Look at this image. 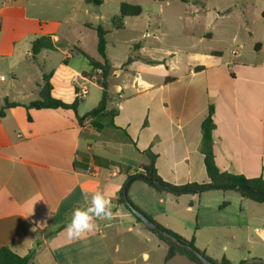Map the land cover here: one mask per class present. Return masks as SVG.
Wrapping results in <instances>:
<instances>
[{"label":"crops","instance_id":"0c3cea01","mask_svg":"<svg viewBox=\"0 0 264 264\" xmlns=\"http://www.w3.org/2000/svg\"><path fill=\"white\" fill-rule=\"evenodd\" d=\"M36 1L0 0V110L5 102L19 104L0 116V248L19 256L34 250L29 264H123L115 239L123 224L135 234L138 227L116 203L121 188L148 164L146 152L155 155L163 181L208 185L199 147L209 106L217 168L264 181V0H158L151 15L141 7L122 29L106 28L113 127L106 119L97 127L90 119L79 124L70 111L25 107L39 99L44 75L53 98L78 100V116L101 98L98 75L89 74L83 55L100 60L96 33L86 27L98 24L91 4L65 0L70 11L62 16ZM127 25L122 40L112 37ZM42 36L55 49L33 57L31 44ZM118 44L132 50L116 54ZM83 87L87 93L77 99ZM96 191L112 200L113 219L69 240L73 210ZM127 197L217 263L264 260V203L236 190L174 196L135 180Z\"/></svg>","mask_w":264,"mask_h":264},{"label":"trees","instance_id":"16d2710c","mask_svg":"<svg viewBox=\"0 0 264 264\" xmlns=\"http://www.w3.org/2000/svg\"><path fill=\"white\" fill-rule=\"evenodd\" d=\"M101 2H102L101 0H85V3L93 4L96 6L100 5ZM141 12H142L141 6L121 2L119 4V15L111 19V30L122 29L125 18L139 16ZM86 27L93 29L96 33V38H97L96 51L100 57V60L97 61L83 54L87 58L89 65L91 67V71L89 73L90 75L95 74L96 70H100V74L96 78V83L101 88V98L97 106L91 109L90 111H88L87 113L83 114L82 116H78L77 114L78 100H75L71 104H67V103H64L60 100L53 98L51 96V84L49 82V76L44 75L43 76L44 82L39 92V99L31 102L25 107L34 108V109H58V110H63V111H70L73 114V117L75 118V120H77L79 124H82V122L85 119H90L91 124L97 125V127L106 126V125H103L97 122L102 119H106L109 122L107 124V127L108 126L113 127L111 119L115 116L116 112L114 110H107V104L110 101V97L108 94L107 80L110 77L111 71H112L111 64L107 60L106 53H105L106 44H107L106 34L108 33V31L104 29L100 24H97L95 26L86 24ZM136 47H137L136 45L133 46V50L136 49ZM43 49H48V50L55 49V46L52 43L49 36H42V37L35 39V41L31 44L32 56L35 57L38 54V52ZM131 60H132V57H129L126 61V64H128ZM83 75H88V74L83 73ZM18 105L19 104L17 103L5 102L2 109L0 110V116L4 114L3 113L4 109L9 108V107H16ZM212 116H213V107L209 106L207 116L205 117V119L203 120L201 124V141H200V147H199V150L203 154V157H204L203 159L204 168H205L206 175L209 179L208 185L213 186L212 189L214 190H228L227 188L228 186L243 185V186H248V187L257 189L260 192L264 193V181H262L260 178L248 179L241 175H234V174H230L227 172H222L217 168V166L215 165L214 153H213L212 132L214 129V123H213ZM146 155L148 156L149 162L147 165L141 166L139 169L140 171L137 174H143L144 176L157 181L161 185L167 187L168 190L160 189L142 180H138V181L144 182L145 184L154 188L157 191H164L174 196H179L183 194L195 195V194H200L201 192L205 191V190H198L204 186L201 184L190 183V184L176 186V185L163 181L158 176L154 168L155 155L151 154L150 152H146ZM95 162L97 164H103V162L104 164H108V162L99 160V159H95ZM236 191L245 198H248L255 202L264 203V199L262 198L251 195L241 190H236ZM121 192H122V188L119 192L116 203L119 205H123L126 208V210L130 214H132L131 211L124 204L122 197H121ZM129 203L131 204L133 208H135L136 210L141 212L143 215H145L149 219V221L157 227V230L150 229L148 227L147 229L158 240H160L166 245L167 252H166L165 260H170L174 258L176 255H179V256L184 257L191 263L202 264L200 260L196 257V254H200L215 264H230L225 259H222L219 263L211 260L210 258L205 256L203 252H201L194 246L193 238H191L190 240H186L180 235L174 233L173 231L169 229H166L165 227L155 222L151 217H149L148 215L140 211L136 206H134L130 200H129ZM133 217L136 219L137 222L142 223L134 215ZM64 226L65 225H61L60 227L54 230H51L50 232H41V235L43 238L45 237L49 238L53 236L55 233H57L59 230H61ZM33 256H34V250L29 252L25 256H19L15 254L14 252H12L8 247L0 248V264H29ZM239 264H264V260L250 259V260L241 262Z\"/></svg>","mask_w":264,"mask_h":264},{"label":"rangeland","instance_id":"374dc122","mask_svg":"<svg viewBox=\"0 0 264 264\" xmlns=\"http://www.w3.org/2000/svg\"><path fill=\"white\" fill-rule=\"evenodd\" d=\"M65 0H45L43 1V6L47 12L54 13L59 12L62 16L66 15L70 11V4L64 2ZM101 4L96 6L91 4V7L95 10V15L97 17L96 23L100 24L104 29L111 28V19L119 15V4L121 2L129 3L132 5H139L146 12L151 15V12L155 11L158 5V0H101ZM168 1V0H165ZM36 0H28L29 4L36 3ZM57 8H60L59 10ZM93 13V14H94ZM144 15V16H145ZM146 22L145 20L143 21ZM128 24V23H127ZM129 25H127L124 31H116L113 33L112 37L117 39V41L122 40L129 32ZM150 40V39H147ZM137 43V42H135ZM133 43V44H135ZM140 45V43H139ZM127 49L132 47H126L122 44L115 46L114 52L119 55H123ZM169 49V48H166ZM129 216L132 215L129 213ZM133 224H136L138 231L128 232L125 230L128 224H123L121 228L123 233L121 236L115 239L119 245V252L115 254L116 259H118L123 264H194L189 262L182 256L176 255L174 258L165 260L167 247L166 245L158 240L142 223H139L134 218ZM145 254H147V259H145Z\"/></svg>","mask_w":264,"mask_h":264},{"label":"clouds","instance_id":"9594fccd","mask_svg":"<svg viewBox=\"0 0 264 264\" xmlns=\"http://www.w3.org/2000/svg\"><path fill=\"white\" fill-rule=\"evenodd\" d=\"M86 207H76L71 220L65 228L69 240H79L86 234L94 233L98 228L96 221H111L115 205L112 200L102 191H96L86 195ZM147 259V254H145Z\"/></svg>","mask_w":264,"mask_h":264},{"label":"water","instance_id":"95a60500","mask_svg":"<svg viewBox=\"0 0 264 264\" xmlns=\"http://www.w3.org/2000/svg\"><path fill=\"white\" fill-rule=\"evenodd\" d=\"M135 180H142L144 182H147L155 187H158L160 189H164V190H168L167 187L161 185L160 183H158L157 181L153 180V179H150L146 176H144L143 174H135L133 176H130L126 182L124 183L123 187H122V192H121V197H122V200L124 202V204L126 205V207L131 211V213L136 217L138 218L146 227L150 228V229H155L157 230V227L151 223L149 221V219L143 215L141 212H139L138 210H136L135 208H133L131 206V204L129 203V200H128V197H127V190H128V187L130 185L131 182L135 181ZM213 186L211 185H205L203 187H201L200 189L198 190H209V189H212ZM228 189H232V190H241V191H244L246 193H249L251 195H254V196H257L259 198H262L264 199V193L260 192L259 190L257 189H254V188H251V187H248V186H243V185H233V186H228L227 187ZM175 241V240H174ZM196 257L200 260V262L202 264H215L213 262H211L210 260L206 259L205 257H203L202 255L200 254H196Z\"/></svg>","mask_w":264,"mask_h":264},{"label":"built area","instance_id":"2783aa9c","mask_svg":"<svg viewBox=\"0 0 264 264\" xmlns=\"http://www.w3.org/2000/svg\"><path fill=\"white\" fill-rule=\"evenodd\" d=\"M96 74L99 75L100 74V70H96ZM86 93H87L86 88L85 87L81 88L79 90V92L76 94L77 99L82 98L83 96L86 95Z\"/></svg>","mask_w":264,"mask_h":264}]
</instances>
